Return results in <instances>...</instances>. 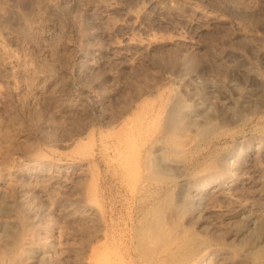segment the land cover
Segmentation results:
<instances>
[{"label": "rangeland", "instance_id": "obj_1", "mask_svg": "<svg viewBox=\"0 0 264 264\" xmlns=\"http://www.w3.org/2000/svg\"><path fill=\"white\" fill-rule=\"evenodd\" d=\"M185 236L264 264V0H0V264H182Z\"/></svg>", "mask_w": 264, "mask_h": 264}, {"label": "bare ground", "instance_id": "obj_2", "mask_svg": "<svg viewBox=\"0 0 264 264\" xmlns=\"http://www.w3.org/2000/svg\"><path fill=\"white\" fill-rule=\"evenodd\" d=\"M11 63V62H10ZM9 63V64H10ZM30 71V70H29ZM25 73V72H24ZM35 88V87H34ZM161 155V154H160ZM159 155V156H160ZM29 161H28V163L26 164V166L29 168V169H43V167H49V166H53L54 164H55V162H54V164L49 160V159H47L46 157H44L43 155H40V154H38L37 156H34V158H30V159H28ZM225 163V162H224ZM53 164V165H52ZM152 164V163H151ZM177 164V163H176ZM179 165V164H178ZM182 165V164H181ZM167 166V165H166ZM226 167V166H225ZM26 168V167H25ZM25 168H22V170H18V171H24V170H26ZM153 168V167H152ZM180 168V167H179ZM233 168V167H232ZM226 169H228V167H226ZM152 173V172H151ZM160 174H161V172H160ZM160 174H158V175H160ZM221 174V173H220ZM151 175V174H150ZM153 175H154V172H153ZM210 175H212V174H210ZM209 172H208V174H207V176H208V180L207 179H204V180H207V181H209ZM147 176H148V174H147ZM146 176V177H147ZM205 176V175H204ZM207 176H205V177H207ZM213 176H215V175H213ZM212 176V177H213ZM217 176V175H216ZM154 177V176H153ZM156 177V176H155ZM154 177V178H155ZM153 178V179H154ZM157 178H160V177H157ZM202 178V177H201ZM200 178V179H201ZM162 179H163V177H162ZM149 180V179H148ZM147 180V181H148ZM163 180H165V179H163ZM213 180H214V177H213ZM153 181V180H152ZM193 182H192V184L191 183H189V185H192V191L194 192V194L195 195H202V193L203 192H205L204 191V187L205 186H203L202 187V180H201V184H200V180L197 178V179H195V181L194 180H192ZM216 181V180H215ZM155 182V181H154ZM188 182V181H187ZM187 182H185V183H187ZM205 182V181H204ZM160 183V182H159ZM165 183V182H164ZM208 184V183H207ZM207 186V185H206ZM187 188H188V185L186 186ZM186 187H185V189H186ZM188 190V189H187ZM190 190V189H189ZM182 192V191H181ZM207 192V191H206ZM190 193V192H189ZM192 193V192H191ZM193 195V194H192ZM193 197H194V195H193ZM196 198H197V196H196ZM202 200V199H201ZM163 213V212H162ZM162 220V219H161ZM162 224H163V222H161ZM160 223V224H161ZM175 224V223H174ZM172 225V224H171ZM161 226V225H160ZM163 227H164V225H163ZM262 227V226H261ZM166 228H168V226L166 227ZM183 228V227H182ZM157 229H159V228H157ZM161 229V228H160ZM159 229V230H160ZM170 229V228H169ZM181 229V228H180ZM158 230V231H159ZM161 231V230H160ZM165 230L163 229V232H164ZM177 231V230H176ZM180 231H182V230H180ZM180 231L178 232V234L180 233ZM162 232V231H161ZM167 232V231H166ZM196 232V231H195ZM182 233H185V232H182ZM188 233V232H187ZM186 233V234H187ZM194 233V232H193ZM140 234V233H139ZM161 234V233H160ZM166 235V234H165ZM175 235H176V232H175ZM182 235V234H181ZM161 237L163 236L162 234L160 235ZM173 236V238H175L174 237V234L172 235ZM171 236V237H172ZM182 236H184V234L182 235ZM188 236V235H187ZM190 236V235H189ZM193 236H195V233H194V235ZM150 237H151V235H150ZM165 237V236H164ZM163 237V238H164ZM180 237V236H179ZM178 237V238H179ZM196 237H198V235L196 236ZM195 237V238H196ZM201 237V236H200ZM185 238H186V236L183 238L184 239V241H183V243L185 242V244H183V247L181 248L180 247V250H181V254L178 256V258L177 259H179V262L181 261L182 262V264H204L205 262H206V260H207V253H206V251H205V248H206V244L204 245L205 246V248H204V250L203 249H201V250H199V245L200 244H204L203 242H204V240L202 241V243H200L199 245H198V240H196V241H198L197 242V246H195L194 244H195V242H194V244H193V242H189V240L191 239V238H194V237H191L190 239H186V241H185ZM167 239V238H166ZM197 239V238H196ZM200 239V238H199ZM173 240V239H172ZM172 240H168L167 241V244H169V242L171 243V241ZM177 239L175 238V241H176ZM181 240H182V238H181ZM188 240V241H187ZM192 240V239H191ZM195 240V239H194ZM202 240V239H201ZM206 240V239H205ZM256 240V239H255ZM254 240V241H255ZM55 242V241H54ZM177 242V241H176ZM206 242V241H205ZM46 244V243H45ZM55 244V243H54ZM163 244H166V242H164ZM166 244V245H167ZM172 244V243H171ZM176 245H177V243H176ZM176 245H174V246H176ZM180 245V244H179ZM182 245V244H181ZM231 245V244H230ZM42 246V245H41ZM163 246V245H162ZM168 246V245H167ZM201 246V245H200ZM250 246V245H249ZM160 247V246H159ZM169 247V246H168ZM168 247L166 248V246H165V248L166 249H168ZM208 247V246H207ZM118 248V247H117ZM172 248V247H171ZM177 248H179V247H177ZM209 248V247H208ZM161 249H163V247L161 248ZM207 249V248H206ZM214 249V248H213ZM40 250H41V248H40ZM155 250H156V247H155ZM154 250V251H155ZM209 250V249H208ZM39 251V250H38ZM144 251V250H143ZM166 251V250H165ZM264 251V250H263ZM149 252V251H148ZM174 252V251H173ZM172 252V253H173ZM213 252V251H212ZM98 253V252H97ZM104 253H105V251H104ZM170 253H171V251H170ZM170 253H168L167 255H169ZM171 253V254H172ZM230 253V252H229ZM152 254V253H151ZM151 254L149 255V256H151ZM162 254V253H161ZM160 254V255H161ZM261 254V253H260ZM259 254V255H260ZM263 254V253H262ZM100 255V254H99ZM167 255H166V257H167ZM100 256H102V254L100 255ZM154 256V255H153ZM152 256V257H153ZM122 257V256H121ZM157 257L158 258H160L158 255H157ZM172 257V256H171ZM175 257V256H174ZM256 257V256H255ZM261 257L263 258V256L262 255H260V258H259V260L261 259ZM118 259V258H117ZM152 259V258H151ZM161 259V258H160ZM257 259H258V257H257ZM2 260V259H1ZM104 260V259H103ZM111 260H113V259H111ZM119 260V259H118ZM149 259H147V261H148ZM162 260H164V258L162 259ZM161 260V261H162ZM165 260H166V258H165ZM174 260V259H173ZM209 260V259H208ZM262 260V259H261ZM105 261V260H104ZM146 261V260H145ZM147 261H146V263H147ZM159 261V260H158ZM168 261V264H170V262H169V260H167ZM172 261V260H171ZM178 261V260H177ZM112 262V261H111ZM117 261H115V263H116ZM120 262V261H119ZM121 262H122V260H121ZM120 262V263H121ZM125 262V261H124ZM149 262H151V261H149ZM211 262H212V260H211ZM0 263H1V261H0ZM120 263H118V264H120ZM154 263H155V261H154ZM172 263H173V261H172ZM175 263V262H174ZM173 263V264H174ZM91 264V263H90ZM105 264V263H104ZM122 264V263H121ZM151 264V263H150ZM163 264H165V263H163ZM179 264V263H178Z\"/></svg>", "mask_w": 264, "mask_h": 264}]
</instances>
